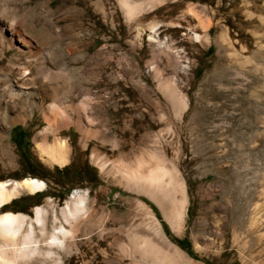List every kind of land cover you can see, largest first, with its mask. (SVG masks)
<instances>
[{
    "label": "rangeland",
    "instance_id": "rangeland-1",
    "mask_svg": "<svg viewBox=\"0 0 264 264\" xmlns=\"http://www.w3.org/2000/svg\"><path fill=\"white\" fill-rule=\"evenodd\" d=\"M127 1L141 4L143 11L127 17L122 0H0V71H22L24 58L15 57H29L30 49L35 56L21 84L42 86L44 108L55 102L62 109L59 121L48 124L40 108L24 105L25 120L5 126L0 180L35 176L47 185L35 195L23 191L5 209L34 218L35 208L43 205L51 232L52 213L60 216L74 191L88 189L90 200H97L92 204L103 206L105 231L67 238L68 247L53 248L58 263L56 255H34L16 264H137L119 246L128 243V230L143 215L126 202L136 197L155 211L166 238L194 262L264 264V0ZM150 24L156 25L155 43L148 39ZM12 31L26 43L17 35L9 42ZM206 32L208 44L202 40ZM163 83L186 100L180 122L161 91ZM51 91L59 100L48 96ZM84 93L101 113L85 121L87 132L80 133L67 115L70 101ZM168 127L181 146L175 158L174 142L163 135ZM44 132L49 142L55 135L66 137L69 164L46 163L37 145ZM128 145L135 152L126 156ZM157 149L176 163L187 183L188 223L182 234L171 230L146 195L109 183L116 170L101 173L93 157L100 154L108 170ZM145 222L139 231L153 236ZM35 235L40 238L37 228Z\"/></svg>",
    "mask_w": 264,
    "mask_h": 264
},
{
    "label": "bare ground",
    "instance_id": "bare-ground-1",
    "mask_svg": "<svg viewBox=\"0 0 264 264\" xmlns=\"http://www.w3.org/2000/svg\"><path fill=\"white\" fill-rule=\"evenodd\" d=\"M121 4L126 16L129 18H131L133 15L137 16L136 14H138L140 11H143L142 5L138 3H130L127 0H122ZM148 29V39L154 41L155 43L157 34L156 25L150 24ZM1 32L0 37L2 36ZM16 35L21 43H26V41L23 40L22 37L15 31L10 33L9 42L15 41ZM194 35L196 38L200 37L197 34ZM1 39L2 38H0V40ZM202 40L206 44L210 43V36L208 32L203 35ZM157 45L158 44H156V46ZM158 47L160 48V46ZM160 52H163V49H159L155 56L157 57L158 53ZM8 53L9 50H5L3 54L7 55ZM27 53H30L29 57L21 54V56L18 54V57H15L16 59L24 58L25 67L22 71L17 74H11L10 72L6 71L7 69L0 71V139L5 138V126L8 123H15L25 120V112L22 113L24 110V105L28 106L30 111H33L34 107L40 108L42 110L43 119L48 124L52 122H55L56 124V122L59 121L57 117L62 111L61 106L54 102L53 104L48 105L46 107L47 109L44 108V98L43 96L40 97L42 86H38L39 89H28L20 82V80L29 78L28 75L30 74V69L28 66L32 62L31 57L35 56L30 49L27 50ZM37 60V63L39 64L38 66H40L44 74H49L50 71L42 58H37ZM11 71L14 73V70L11 69ZM45 77V79L50 78H47V76ZM137 84L144 86V83L142 84L140 81H137ZM46 86L50 87L48 83ZM55 91L47 92V94L56 101L59 100V97ZM161 91L167 98L166 100H168L177 122H180L179 120L181 115L187 106L186 100L182 95H180L179 91H177L175 87L167 83H163ZM38 97L41 99L37 103L36 98ZM70 103L71 104L69 107L71 108V112L69 115H67V120L73 121L80 133L87 132V125L85 121L91 122L95 120L101 113L99 109L100 106L97 105V103L92 102L89 95L85 93L80 100L77 102L72 100ZM90 104L92 106L90 110H87V106ZM60 125L63 127L62 124ZM59 127L57 126V128ZM174 132L175 131H173L172 127H168L163 132V135L165 138H167V140H169V142H174L175 158V155H178L177 153L180 151L179 148L181 146L179 147V139H176ZM53 139L54 140L52 142H49L48 134L46 132L42 134V139L37 144L41 153L40 155L47 161L46 163H49L51 166L64 167L69 164L68 153L70 149V143H68L66 137L62 136L55 135ZM121 150H123L122 147ZM133 152H135V147L134 145H130L128 151L126 152V156H128V154H132ZM96 153H93V157L96 158L95 163L99 167L101 173L107 172V175L109 176L112 173L108 174V171L114 169L116 170L115 173H118L113 174L111 177L112 180H107L110 181L109 183L118 186L120 185L130 192L146 195L158 206L163 218L171 227V230L176 234L184 233L185 227L188 223L187 216L190 200L188 197L186 180L180 172L181 170L177 168L176 163L173 161L171 162L172 159H168L170 161L167 162L162 151L157 149L154 150L148 158H145L144 156H134V160L130 162L121 161L111 169L107 170V163L102 160L103 158L99 156L100 154L98 155V153ZM46 186V182L43 179L35 176H25L18 180H0V264H16L20 260L30 258L34 255H43L45 257L56 255V263H58L60 261V257L56 250L53 249L54 247L65 249L68 247V244H66V239L73 238L79 233L86 235L88 233H93L94 230H97V233L100 235L104 231V215L102 212L103 206H99L97 204V206H95L92 204L97 200H90V191L88 189L74 191L70 198H68L65 206L60 208V216H57L54 212L52 213L53 226L51 232H47L48 227L46 228V220L48 216L45 206L41 205L35 208L34 218L24 213L13 211L11 208L5 209V206L12 203L14 199H18L20 195H22L23 191H28L31 195H35L39 192H43L46 189ZM120 196H123V194ZM120 198L122 197H119L117 200L120 201ZM130 199L126 200L128 206L134 203V208L142 211L143 215L140 219H138L137 223L134 222V226L132 225L133 228L128 230V243H121L119 245L125 256L127 255L134 263L137 264H203L196 263L190 258L186 257L177 245L173 244L166 238L163 225L160 219L157 218L153 209L149 208L139 197L134 199L132 198L131 200ZM232 208L230 210H232ZM221 209L223 210V208ZM230 214L233 217V214ZM27 219L30 220L27 221ZM145 220V223L152 229L151 231L153 232V236L146 235L145 233L139 231L138 227L144 223ZM255 220V218L251 220V227L255 224ZM232 221L233 219L231 218V222ZM36 228L40 238H37L35 235ZM216 228H218V225ZM218 231H221V229ZM46 235H48L47 238H42ZM42 245H45L47 249L43 250Z\"/></svg>",
    "mask_w": 264,
    "mask_h": 264
}]
</instances>
